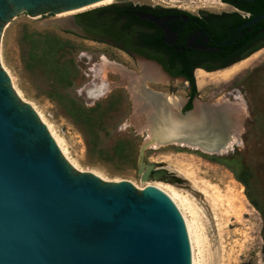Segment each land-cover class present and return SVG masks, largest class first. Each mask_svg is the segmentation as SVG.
<instances>
[{"label":"rangeland","instance_id":"1","mask_svg":"<svg viewBox=\"0 0 264 264\" xmlns=\"http://www.w3.org/2000/svg\"><path fill=\"white\" fill-rule=\"evenodd\" d=\"M124 1L165 5L164 0H102L56 15L8 19L0 32V68L11 89L51 125L66 149L62 157L76 172L104 182L127 180L139 190L174 189L189 198L192 208L175 206L194 220L193 233L188 231L191 264H264V48L232 74L199 70L195 79L199 100L239 104L238 141L229 154L241 159L247 185L216 161L217 155L182 143L146 148L143 161L151 169L145 174L147 167L138 168L145 114L135 106L130 74L121 71L138 72V62L111 45L47 23ZM149 86L170 100H184L188 82L174 78ZM76 107L86 114L78 115ZM150 137L148 132L145 140Z\"/></svg>","mask_w":264,"mask_h":264},{"label":"water","instance_id":"2","mask_svg":"<svg viewBox=\"0 0 264 264\" xmlns=\"http://www.w3.org/2000/svg\"><path fill=\"white\" fill-rule=\"evenodd\" d=\"M98 1L0 0V32L13 17L56 15ZM262 18L264 13L238 26L235 35ZM47 23L85 34L74 16H55ZM137 62L139 71L129 74L130 86L138 83L141 91L136 98L144 100L138 109L147 124L143 141L155 131L160 142L229 154L234 144L229 131L219 129L220 109L195 98L183 111V100H170L149 84L184 79L169 75L153 60L138 57ZM139 63L154 66L162 77L143 75ZM144 166L147 174L151 165L143 161ZM0 264H191L185 222L169 196L154 186L139 190L127 180L104 182L76 172L32 106L14 94L1 68Z\"/></svg>","mask_w":264,"mask_h":264},{"label":"flooded vegetation","instance_id":"3","mask_svg":"<svg viewBox=\"0 0 264 264\" xmlns=\"http://www.w3.org/2000/svg\"><path fill=\"white\" fill-rule=\"evenodd\" d=\"M188 2L192 3L191 8L183 5ZM117 3L126 7L123 15L114 10L102 11L93 24L85 16L80 25L85 32L83 36L111 45L136 61L138 57L153 60L166 73L186 82L184 76L176 75L182 68L196 78L199 70L208 73L227 70L264 48V18L241 27L235 35L238 26L264 13V0L216 3L164 0L165 5ZM141 64L139 67L145 71ZM197 96L188 82L182 110H187L188 103L190 109ZM170 113L172 110L169 118L173 117Z\"/></svg>","mask_w":264,"mask_h":264},{"label":"bare ground","instance_id":"4","mask_svg":"<svg viewBox=\"0 0 264 264\" xmlns=\"http://www.w3.org/2000/svg\"><path fill=\"white\" fill-rule=\"evenodd\" d=\"M102 1V0H101ZM100 1V2H101ZM99 2V1H98ZM97 3V2H96ZM95 4V3H93ZM142 68L145 70V71H141L144 74L146 75H150L152 77H155V78H159L162 77L160 74H159V71L152 65H147V64H144L142 63L141 64ZM240 66V65H239ZM239 66H234V67H231L227 70H225L227 72V74H232L233 72H235L236 70L239 69ZM121 71L123 72V74H129L127 72V70H125V68H121ZM223 71V70H222ZM224 71V72H225ZM223 72V73H224ZM140 75L138 76H135L134 79L135 80H139L140 79ZM200 77V76H199ZM138 83H135L133 86H132V91L134 92L135 94V106L136 108H139L143 105L144 103V100L141 98V99H137L136 97L137 96H140L141 95V91L140 89L138 88L137 86ZM131 93V92H130ZM133 94V93H132ZM132 96V95H131ZM134 98V97H133ZM174 102V101H173ZM175 104V102H174ZM213 105L218 107L220 109L219 111V115H220V118L223 119V125L220 124V128L223 127L222 129H226L229 131L230 133V138H231V142H233V144L235 145V143H237L238 141V120H237V112H238V109H239V104L237 102H230L228 99H220V100H217L215 102H213ZM173 108L171 107L170 110H172ZM197 109L199 110V107L197 106ZM171 112V111H170ZM171 114V113H170ZM41 115V114H40ZM173 115V111H172V114ZM174 117H170V119L172 120ZM147 125V124H146ZM47 128H48V131L50 133V135L52 136V138L54 139L55 143L57 144L60 152L62 153H65L66 154V149L65 147L63 146L62 142H61V139L58 138V136L53 132L52 128L50 127L51 125L49 124H46ZM146 127V126H145ZM142 127H140L141 129ZM139 129V130H140ZM150 132V131H149ZM151 133V137L150 138H147L146 140H144V142L142 143L141 145V152H140V156H139V168L142 169L143 167V161H142V154H143V151L146 149V148H149L151 146H154L155 144H169V143H164V142H160L158 141V134L157 132H150ZM178 144V142H175ZM62 150V151H61ZM203 151H207L205 149H203ZM75 164V163H74ZM148 186H153V185H148ZM147 187V186H146ZM154 187L160 189L161 191H163L165 194H167L169 196V198L175 203V205L177 207H179L180 209L185 206L186 208H192V202L189 200V198H187L186 196H182L180 195L179 193H177L174 189H172V193L171 191L168 192L162 188H160L159 186H155ZM185 195V194H184ZM182 206V207H181ZM184 211V210H182ZM184 215V216H183ZM182 217L184 219V222H185V226H186V230H187V233L189 235V232H190V235L193 233V221L194 220H189L186 215L183 213ZM199 224V223H198ZM195 225V224H194ZM189 231V232H188ZM198 263V262H196Z\"/></svg>","mask_w":264,"mask_h":264},{"label":"trees","instance_id":"5","mask_svg":"<svg viewBox=\"0 0 264 264\" xmlns=\"http://www.w3.org/2000/svg\"><path fill=\"white\" fill-rule=\"evenodd\" d=\"M110 10L118 11L121 15H123V13L126 12V7L121 3H112V4H109L106 6L97 7V8L91 9V10L79 12V13L75 14L74 17H75L76 23L78 25H81L83 23V18L85 16H89L90 17L89 22H90V24H93V23H96V21L98 20V16L100 15V13L102 11H110ZM129 21L132 22V19ZM156 38H158V37L156 36L155 39ZM176 75L184 76L185 79L192 86L193 91L195 93H197L196 82H195L196 78L194 77L193 73L187 72L186 68H182ZM189 107H190V103L187 104L186 108L188 109ZM76 111H77L78 115H81V116H84L86 114V110H84L80 107H76ZM214 159L216 161L222 163L223 165H225L228 169H230V171L234 174L235 178L239 182H241L245 186L247 185L245 178L241 174L244 171V167H243V164L241 162V159L238 156H236L234 154H227V155H223V156H215ZM254 206H255V204H254Z\"/></svg>","mask_w":264,"mask_h":264}]
</instances>
